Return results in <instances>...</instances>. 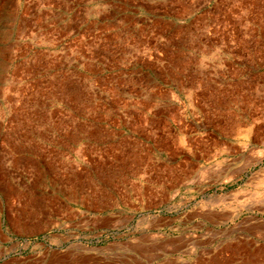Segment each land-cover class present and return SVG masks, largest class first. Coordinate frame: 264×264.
<instances>
[{"label": "rangeland", "instance_id": "374dc122", "mask_svg": "<svg viewBox=\"0 0 264 264\" xmlns=\"http://www.w3.org/2000/svg\"><path fill=\"white\" fill-rule=\"evenodd\" d=\"M0 264H264V0H0Z\"/></svg>", "mask_w": 264, "mask_h": 264}]
</instances>
